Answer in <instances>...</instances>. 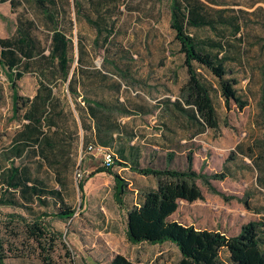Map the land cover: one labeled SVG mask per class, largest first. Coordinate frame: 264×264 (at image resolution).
Listing matches in <instances>:
<instances>
[{"label":"trees","instance_id":"trees-1","mask_svg":"<svg viewBox=\"0 0 264 264\" xmlns=\"http://www.w3.org/2000/svg\"><path fill=\"white\" fill-rule=\"evenodd\" d=\"M165 3L169 28L183 57L186 79L174 101L166 99L148 107L127 98L122 100V84L112 78L131 79V62L108 58L121 9H130L129 0H0V5L8 4L10 12L16 15L14 32L0 38V70L11 92V119L19 126L8 145L0 149V208L24 212L26 217L10 218L21 223L25 240L33 243L42 264H54L51 254L61 237L51 232L46 218L66 221L73 217L75 212L66 207L63 194L69 179L78 171V156L93 154L88 150L90 147L112 156L109 169L101 168L88 178L99 173L112 177L118 205L123 204L129 183L114 171L116 167L156 180V188L138 190V204L128 212L129 243H171L180 254L175 264H264L263 205L250 206L245 201L246 209L260 216L229 237L220 231L200 230L171 219L180 201L191 204L203 199L197 181L213 194H220L211 181L235 179V171L226 169L208 174L200 168L197 172L192 152L187 155L185 170L145 165L147 146L165 151L161 159L168 166L183 153L179 151L181 144L169 138L170 145L141 144L138 132L121 121L151 115L160 109L169 118L161 128L171 134L175 133L173 124L192 130L193 137L208 130L216 131L219 123L212 101L213 88L206 74L216 81L226 108L233 102L243 110L247 104L237 96V80L232 77L231 66L238 63L249 69L250 79L256 76L258 80L256 126L260 134L250 143L237 144L234 153L242 160L241 169L255 174V189L264 192V36L259 40L261 56L258 55L257 63L245 64L244 54L254 45H246L248 19L240 17L255 16L261 9L236 12L220 8L225 4L218 0H165ZM256 21L255 27L264 32V21ZM81 24L94 32L90 49L104 53L101 68L94 66L81 37L77 39V59L73 58L72 33ZM26 75L37 82L32 97L18 93V82ZM152 154L149 158L153 160L156 152L152 150ZM44 177L52 178L57 188L49 186ZM84 183L78 182L81 201ZM50 207L55 211L38 213L37 209ZM11 253L8 244L0 239V264H5ZM109 264L137 263L117 254Z\"/></svg>","mask_w":264,"mask_h":264},{"label":"rangeland","instance_id":"rangeland-1","mask_svg":"<svg viewBox=\"0 0 264 264\" xmlns=\"http://www.w3.org/2000/svg\"><path fill=\"white\" fill-rule=\"evenodd\" d=\"M218 1L225 4L220 8L233 9L236 12L252 13L261 9L255 16L240 15L241 19H248L246 45H254L247 54H244V62L249 66L256 64L258 57L261 56L258 44L264 32L255 27V24L258 19L264 21V0ZM129 6L128 10L121 9L122 15L117 23V33L109 46L108 58L131 62L129 72L131 79L123 81L113 77L112 80L122 84V100L127 98L148 107H154L166 99L174 101L186 79V71L183 67V57L178 53L173 33L169 28L165 0H129ZM15 18L16 15L10 12L8 4L0 5V38H6L14 32ZM94 36V32L86 25H76L72 33L73 58L77 59V39L81 37L90 52L94 66L101 68L104 53L90 49ZM231 67L232 77L237 80L236 94L247 105L243 110H239L230 102L226 108L216 81L206 74L213 88L212 101L219 123L216 131L208 130L193 137L192 130L173 124L175 133L171 134L161 128L169 118L160 109L151 115L121 119L138 132L140 135L138 141L141 144L150 142L169 144L167 138L181 144L179 151L183 153H179L168 166L165 160L161 159L165 156V151L147 146L144 151L145 165L152 163L154 168L185 170L187 155L192 152L193 168L197 172L200 168L208 174L220 173L226 169L235 171V179L211 181L212 186L220 194H213L197 181L203 199L191 204L180 201L171 216L172 220L183 225L200 230H219L228 237L237 234L243 224L258 218L254 211L246 209L245 201L250 206H264V192L255 189L254 173L242 170L244 166L242 160L234 153L237 144L250 143L260 134V129L256 126L258 80L256 76L250 79L249 69L239 66L238 63ZM36 88L37 82L33 76L26 75L18 82L20 96L32 97ZM18 127V123L11 119V92L6 77L0 70V149L8 145ZM152 150L156 152L153 160L149 158L153 155ZM229 158L232 160L227 161ZM244 161L249 163L247 159ZM77 166L76 170L80 176L73 174L63 194L66 207L75 212L73 217L66 221L53 217L46 218L51 226V232L61 236L55 242L51 254L54 264H109L117 254L137 264H175L179 260L180 254L171 243L131 244L126 238L128 212L134 204H138V190L156 188L155 178L143 177L128 168L116 167L114 171L129 183L123 204L118 205L112 177L106 173H99L88 178L89 174L103 168L99 154L79 155ZM44 178L49 186L57 188L52 178ZM79 181H85L83 201L78 189ZM37 210L39 214L55 211L52 207ZM11 215L26 217L21 210L0 208V239L8 244L12 252L5 260V264H42L37 258L33 243L25 240L21 223L10 218Z\"/></svg>","mask_w":264,"mask_h":264},{"label":"built area","instance_id":"built-area-1","mask_svg":"<svg viewBox=\"0 0 264 264\" xmlns=\"http://www.w3.org/2000/svg\"><path fill=\"white\" fill-rule=\"evenodd\" d=\"M88 150L92 151L93 153L99 154L101 159H102L103 169H105V170L109 169V167L112 164V156L109 152L102 150L100 148H96L95 150H93V148H91V147ZM76 176H78V177L80 176L78 171L76 173Z\"/></svg>","mask_w":264,"mask_h":264},{"label":"crops","instance_id":"crops-1","mask_svg":"<svg viewBox=\"0 0 264 264\" xmlns=\"http://www.w3.org/2000/svg\"><path fill=\"white\" fill-rule=\"evenodd\" d=\"M254 177H255V174H254ZM254 187L257 188V187H256V184L254 185ZM257 216L259 217L260 215H257ZM261 216H264V215L262 214ZM213 230H214V229H213ZM216 231H219V230H216ZM220 232H222V231H220ZM223 233H224V232H223ZM224 234H225V233H224Z\"/></svg>","mask_w":264,"mask_h":264}]
</instances>
